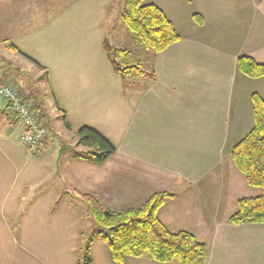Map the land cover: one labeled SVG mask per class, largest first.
<instances>
[{"label":"crops","instance_id":"1","mask_svg":"<svg viewBox=\"0 0 264 264\" xmlns=\"http://www.w3.org/2000/svg\"><path fill=\"white\" fill-rule=\"evenodd\" d=\"M46 1L0 0V76L12 69L8 54H18L7 48L12 44L46 70L56 116L96 129L115 153L103 163L73 155L64 171L75 184L69 193L47 181L62 142L48 134L44 148L31 152L19 141V122L0 109V264H77L84 222L73 190L112 211L172 191L157 218L204 242L205 264H264V223L227 220L237 199L260 193L229 151L254 125L252 94L264 100V77L237 65L240 55L264 63V0H145L180 38L142 69L151 78L128 75L134 85L127 92L103 45L115 0H62L59 13ZM121 21L114 19L109 33L125 56L129 46L142 48ZM89 255L90 264H117L101 239ZM124 264L177 263L124 255Z\"/></svg>","mask_w":264,"mask_h":264},{"label":"trees","instance_id":"2","mask_svg":"<svg viewBox=\"0 0 264 264\" xmlns=\"http://www.w3.org/2000/svg\"><path fill=\"white\" fill-rule=\"evenodd\" d=\"M117 2L121 6L119 15L126 30L136 43L150 53L151 57L180 38L172 22L156 5L146 3L145 0L114 1V3ZM193 17L198 23L202 22L201 16L194 14ZM103 45L113 71L122 79L123 92H127L134 85L133 82L127 81L129 74L146 75L150 78L153 76L152 71L146 72L140 69L139 63L121 66L116 62L113 57L114 52L121 54L127 52V49L110 47L106 39ZM7 48L21 55L41 71L39 76L33 79L24 74L25 72H22L19 67L11 66V71L23 81L24 86L21 87L31 98L32 109L42 122L48 115L47 97L39 82H43L47 92L52 95L47 72L38 62L12 44H8ZM237 65L239 70L247 76L264 77V63L257 62L250 56H238ZM252 110L254 125L231 147L229 156L244 175L247 183L260 188V193L257 196L237 199L236 209L227 219L232 224L264 223V100L256 93L252 94ZM5 111L6 108L3 112ZM60 117L63 125L70 128L65 114H61ZM76 136L75 145L84 147L82 150L73 148L74 155L80 160L103 163L115 153L114 145L90 126L79 125ZM45 139L46 137L40 142L39 151L44 148ZM73 191V195L79 197L85 205L91 219L90 226L80 231L77 264H90L89 248L95 239H101L108 245L112 259L117 264H124V255L147 257L160 262L177 264H205L208 248L204 242L197 240L191 232L186 230L169 231L157 218L158 208L167 199L174 197V192L155 191L138 207L112 211L105 209L92 194Z\"/></svg>","mask_w":264,"mask_h":264},{"label":"rangeland","instance_id":"3","mask_svg":"<svg viewBox=\"0 0 264 264\" xmlns=\"http://www.w3.org/2000/svg\"><path fill=\"white\" fill-rule=\"evenodd\" d=\"M45 4H49V8L53 9L52 11H55V13H59L63 7V2L62 0H47ZM56 6L58 7L56 10ZM120 3H114L111 7H109V19L106 21V23L102 26L103 30L105 31V36L107 37V42L110 47H114L115 43L113 40L110 38V33H109V26L113 22L114 19H117L120 21ZM122 22V21H121ZM123 24V23H122ZM124 26V25H123ZM130 34V33H129ZM131 48L130 53L125 56H121L117 51L114 52V59L116 60L117 63H119L121 66L129 63H139L140 64V69H146L150 65L151 61V55L150 53L144 49L142 46L139 45L140 48L142 49H136V47L129 46ZM8 56L12 57L13 61V67H19L22 72L24 71V74H27L30 76V78L36 79L39 74L41 73L40 69L35 67L33 64L29 63L25 58L22 56L16 54H8ZM119 75V74H118ZM120 76V75H119ZM6 79L9 80L10 83L15 85L17 88L20 89L21 85L24 86V83L21 79L17 78L15 76V73L10 70V72L6 75ZM20 84V85H19ZM39 84L43 87V91L46 93V106H47V118H45L42 123L49 129L48 135L49 137L53 136L54 139H56L59 142H62V145L58 147V150L61 146H65L66 149L62 152L60 159H59V165L56 164V162L53 160L50 163L49 166V176L47 177V181L53 182L56 186L59 188H65L67 191L69 190V193L72 192V188L75 187V184H70L69 179H73V176L65 175V166L69 163V159L72 158L74 155L73 148H72V142H76L77 136H76V126L70 125V128H67L63 125L62 120L56 116V111L52 108L51 104V98L46 91L45 85L43 82H39ZM21 90L23 88L21 87ZM58 134H57V133ZM47 137V136H46ZM76 148L78 150L84 149L81 145H76ZM58 153V151H57ZM56 175V176H55ZM65 175V177H64ZM54 176V177H53ZM47 181H43L42 185L44 183H47ZM72 182V181H71ZM74 183V182H72ZM251 190H255L254 188H251ZM260 191V188L259 190ZM83 192V191H81ZM72 195V194H71ZM74 201L79 205L80 209L82 210V215H83V222L84 226L83 228H87L88 224L91 222L90 215L85 207V205L82 203L80 198L76 197L75 195L72 196Z\"/></svg>","mask_w":264,"mask_h":264},{"label":"built area","instance_id":"4","mask_svg":"<svg viewBox=\"0 0 264 264\" xmlns=\"http://www.w3.org/2000/svg\"><path fill=\"white\" fill-rule=\"evenodd\" d=\"M6 78L0 76V96L7 101V114L12 119L16 118L21 126L20 143L31 152H36L47 135V127L32 109L31 98Z\"/></svg>","mask_w":264,"mask_h":264},{"label":"water","instance_id":"5","mask_svg":"<svg viewBox=\"0 0 264 264\" xmlns=\"http://www.w3.org/2000/svg\"><path fill=\"white\" fill-rule=\"evenodd\" d=\"M7 106V101L2 97L0 96V109L2 108H5ZM65 149V146H61L58 150V153H57V157H56V164L58 163V160L62 154V152L64 151Z\"/></svg>","mask_w":264,"mask_h":264}]
</instances>
